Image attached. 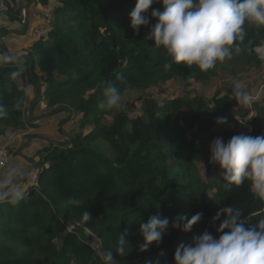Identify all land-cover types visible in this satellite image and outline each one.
<instances>
[{"label":"trees","instance_id":"trees-1","mask_svg":"<svg viewBox=\"0 0 264 264\" xmlns=\"http://www.w3.org/2000/svg\"><path fill=\"white\" fill-rule=\"evenodd\" d=\"M58 2L45 9L48 37L32 41L9 63L3 57H14L10 46L20 49L39 32L30 35L34 16L29 6L50 5L49 0H0V105L7 110L0 118V139L27 127L37 131L27 138L40 136L47 123L50 131L57 129L65 137L46 136L49 144L20 166L25 178L14 187L23 193L22 200L0 201V264H101L100 255L109 251L118 264H175L181 234L190 243L205 230L217 236L221 221L213 217L221 207L241 209L245 227L256 226L264 218V201L254 195L251 181L226 187L219 166L209 163L212 140L227 142L242 134L237 117L251 114L231 98L232 91L217 90L212 99L179 95L166 103L141 98L144 112L135 117L131 112L139 110L137 101L113 110L98 105L109 83L124 96L175 81L205 83L221 68L236 75L250 70L263 62L256 49L264 46V27L246 25L244 50L208 72L174 62L165 70L170 57L148 38L156 23L151 9L150 24L137 35L130 27L136 0ZM152 8L163 11V4ZM19 68L24 71L12 78ZM254 110L255 116L244 120L252 128L246 135L259 136L264 134V93ZM220 116L228 122L218 125ZM76 117L83 131H67L65 126ZM9 148L13 159L0 176L25 155ZM33 167L38 169L35 183ZM72 198L80 206L69 203ZM87 209L92 219L84 222ZM198 212L202 220L191 232L172 228L180 216L191 218ZM157 214L169 218V229L161 243L142 253L140 224ZM120 233L129 242L121 256L115 252Z\"/></svg>","mask_w":264,"mask_h":264},{"label":"clouds","instance_id":"clouds-1","mask_svg":"<svg viewBox=\"0 0 264 264\" xmlns=\"http://www.w3.org/2000/svg\"><path fill=\"white\" fill-rule=\"evenodd\" d=\"M155 3H162L163 11L152 8ZM150 9L156 23L151 26L148 38L154 40L155 48H163L170 57L163 65L165 70H171L174 62L188 67L195 65L200 71L208 72L218 62L232 59L234 54L244 50L246 25L264 27V0H136L130 13V27L137 35L141 27L150 24ZM3 60L10 63L16 58L5 54ZM23 71L19 68L12 72V78ZM118 80L124 83L125 77L120 75ZM104 97L99 102L100 109L113 110L122 106L123 93L115 83L104 88ZM231 98L244 107H250L254 102L242 82H234ZM6 115L5 106L0 105V118ZM227 122V116L216 119L218 125ZM241 123L244 124L243 119ZM209 163L219 166L226 187L241 186L250 180L254 195L264 201V134H238L227 142L222 137L214 138L210 143ZM23 175L19 166L7 168L0 176V201L10 198L15 204L23 199V193L14 187ZM69 203L80 206L76 198L70 199ZM242 215V210L232 205L221 207L213 217L214 221H221L216 229L217 236L205 230L194 236L190 244L181 243L174 253L175 264H264V218L256 226L245 227L246 220ZM202 217V212L191 218L182 215L172 221L171 226L188 233ZM91 219L90 211L85 210L82 220L89 222ZM169 226V218L160 214L141 223L139 231L143 243L139 246L140 252H147L153 243H161ZM125 237L126 233H120L117 241L115 252L120 256L129 244ZM100 260L101 264H118L112 251L101 254Z\"/></svg>","mask_w":264,"mask_h":264},{"label":"rangeland","instance_id":"rangeland-1","mask_svg":"<svg viewBox=\"0 0 264 264\" xmlns=\"http://www.w3.org/2000/svg\"><path fill=\"white\" fill-rule=\"evenodd\" d=\"M58 3H59L58 0H49L48 4L50 6H45L43 4H40L37 7L33 5L29 6L30 10L32 11L31 14L34 16V19L30 27L31 33L34 32L36 33L37 31L43 29V24L45 25L46 22L45 18H48L45 9L48 11L51 9V7L54 8ZM42 8H44V11L42 10ZM2 23L8 26L10 25V22L7 21H3ZM12 40L16 42L17 40H20V38L15 37ZM26 46L27 44L25 43L20 49H14L13 46H10L13 51L11 52L12 55L14 57H17L22 53H25V51H27ZM263 75H264V60L260 65L254 66L250 70L241 72L238 75L233 74L232 71H230L229 69L221 68L215 77H213L212 79H210L205 83H198L195 82L194 80H190L188 82L175 81V82H170L168 84H161L158 86H154L146 90H134L128 92L122 97V106L125 105L127 102L133 103L134 101L135 102L137 101L139 105V110L137 112H131V115L135 117L137 115H142L144 112L143 107H141V102H140L141 98L153 97L159 103H166L170 98L179 95L188 96V97L202 95L204 97H210V99H212V96L215 94L217 90H221L223 93H230L232 91L234 82H242L245 85L246 91H248L251 95H256L261 87V84L263 83L262 80ZM41 78L44 80V77ZM42 79L41 81L46 84V82L43 81ZM45 102L47 103V100L43 102L44 105H46ZM45 110H47L46 113L50 112L49 109H45ZM254 116H255V112L253 113L252 118ZM63 117L64 116H60L59 119ZM79 119L80 118L78 117L73 118V120L68 125L65 126V129L67 131H72L75 133L82 132L83 128L79 126V122H78ZM235 125L238 126V129L241 131L242 134L248 131H249L248 133H250L252 131V128L250 126H247L246 124H241V125L235 124ZM16 134L18 133L17 132L12 133L10 134V137L12 136L14 137ZM59 137L61 138L60 140L64 141L65 137L63 135H59ZM7 142L8 144H10L9 141ZM26 154L30 156L32 152H28ZM190 240L191 239L186 241L183 234H181L179 245L181 243L188 245L190 244Z\"/></svg>","mask_w":264,"mask_h":264},{"label":"crops","instance_id":"crops-1","mask_svg":"<svg viewBox=\"0 0 264 264\" xmlns=\"http://www.w3.org/2000/svg\"><path fill=\"white\" fill-rule=\"evenodd\" d=\"M30 35H32V33H30ZM35 36L36 35H32L31 37L32 38H30L29 39V41L28 42H26V44H27V46L26 47H28L29 46V44L32 42V41H34L35 40ZM15 38V37H14ZM13 39V38H12ZM17 42V41H16ZM12 42H10L9 44L10 45H12L11 44ZM40 73V72H39ZM41 74V73H40ZM42 75V74H41ZM42 79V78H41ZM43 80V79H42ZM44 81V80H43ZM41 84L42 85H44L43 86V90H45L46 89V84L44 83V82H42L41 81ZM46 103V102H45ZM64 117H65V115H64ZM48 125H49V123H47V124H45V126H44V129H42V130H40L39 131V133H37V134H39L40 136H34V137H30V138H27L26 136L28 135V134H36V130L35 129H33V128H30V127H27L26 129H22V130H19V131H16L18 134H16L14 137L12 136V137H8L7 139H0V141H3V142H5V143H8L7 141H9L10 142V144H8V145H11V148L12 149H14V150H16V151H18V153L19 154H25V155H22L21 156V158H16L17 159V161L20 163H17L16 161H15V159H14V162L16 163V164H12L11 166H21V165H23V166H25L26 165V163L28 162V160L29 159H31V156L32 155H34V154H37L38 152H40L42 149H43V147L44 146H46V145H48L49 144V142H48V140H47V137H48V135H53L52 137H57V136H59V133H57V129H54V130H52V131H50V128L48 127ZM63 124H61L60 126H62ZM58 127V126H57ZM57 127H55V128H57ZM47 132V133H44V132ZM13 133H15V132H13ZM12 134V133H11ZM41 135H43V136H41ZM47 136V137H46ZM28 152H32V154L29 156V155H27L26 153H28ZM13 159V154H12V158H11V160ZM34 164H36V163H34ZM33 164V165H34ZM33 169V168H32ZM31 171V170H30ZM24 172V171H23ZM25 177H24V175L20 178V179H24Z\"/></svg>","mask_w":264,"mask_h":264},{"label":"built area","instance_id":"built-area-1","mask_svg":"<svg viewBox=\"0 0 264 264\" xmlns=\"http://www.w3.org/2000/svg\"><path fill=\"white\" fill-rule=\"evenodd\" d=\"M47 37H48V30L43 28L36 34L35 40H39V39L47 38ZM256 51H257L260 59L264 60V46L257 47ZM262 80H263V83L261 84V87H260L258 93L256 95H252L254 97L253 104L250 107H248V109H250V111H251V114L246 118L237 117L239 122H241L242 119L244 122V120H248V119L252 118L253 113L255 112L254 111L255 103H257V101L259 100V97L264 93V75L262 76ZM248 132H246L244 134H248ZM11 158H12V153H11V150L9 148L8 143L0 141V169L7 166V164L11 161ZM37 174H38V169L36 167H33V169L31 170L33 183H35L37 181Z\"/></svg>","mask_w":264,"mask_h":264}]
</instances>
